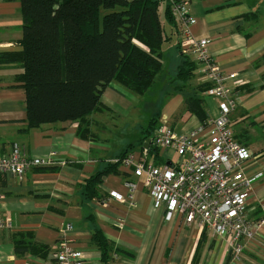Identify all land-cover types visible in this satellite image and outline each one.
Returning a JSON list of instances; mask_svg holds the SVG:
<instances>
[{
    "label": "crops",
    "instance_id": "obj_1",
    "mask_svg": "<svg viewBox=\"0 0 264 264\" xmlns=\"http://www.w3.org/2000/svg\"><path fill=\"white\" fill-rule=\"evenodd\" d=\"M176 1L186 2L189 17L196 20L189 26L192 36L208 39L209 53L222 71L236 74L228 86L240 101L230 125L235 138L251 153L245 175L253 182L248 219L255 222L264 215L260 207L264 204V0ZM167 3H162L163 15ZM162 24L171 36L162 49L163 68L173 65L170 83L174 87L157 113L158 126L186 135L201 126L194 139L209 143L213 129L187 112L184 104L188 94L207 83L193 55L180 52L182 28L166 20ZM22 25L20 0L0 2V54L22 51ZM184 60L194 69L187 83L178 77ZM23 74L18 65H0V158L19 146L29 158L52 164L28 171L22 181L11 174L0 176V221L10 225L0 233V264H40L39 260L55 264L54 254L64 241L83 252L86 264H105L93 241L98 231L110 244L106 264H236L226 239L211 237L179 215L166 221L165 208L156 207L144 178H136L133 168L120 162L131 154L139 162L147 153L142 145L145 127L139 125L141 116L136 111L142 96L111 84L102 94V111L89 117L91 139L79 137L76 122L45 124L26 132V91L19 80ZM207 91L199 95L208 120H214L220 101ZM157 155L159 163L152 155L148 161L162 165L176 158L172 151L158 150ZM99 174L98 195L86 199V181ZM128 180L137 185L132 203L112 199L111 193L130 194L125 186ZM242 243L245 264H264V230L256 239ZM34 245L44 247L47 255L16 249Z\"/></svg>",
    "mask_w": 264,
    "mask_h": 264
},
{
    "label": "trees",
    "instance_id": "obj_2",
    "mask_svg": "<svg viewBox=\"0 0 264 264\" xmlns=\"http://www.w3.org/2000/svg\"><path fill=\"white\" fill-rule=\"evenodd\" d=\"M237 1L228 0V3ZM163 2L20 0L22 51L0 54V65L15 64L24 69L19 80L26 91L25 131L45 124L76 122L79 137L91 139L89 117L102 111V94L111 84L137 96L145 95L163 70V46L171 42V36L165 34L160 20ZM164 17L167 24L176 27L168 3ZM183 63L178 77L187 83L192 79L194 69L189 60ZM208 88V84L201 86L184 100L186 111L202 124L208 121V114L199 92ZM158 125L159 119L155 117L143 131L142 139L143 149L155 157L156 163H159L158 149L151 143L146 148L145 141L151 139ZM155 162V165H161ZM101 176L86 181V199L92 200L98 195ZM93 241L106 264L110 244L100 231L94 234ZM16 249L47 255L41 245Z\"/></svg>",
    "mask_w": 264,
    "mask_h": 264
},
{
    "label": "built area",
    "instance_id": "obj_3",
    "mask_svg": "<svg viewBox=\"0 0 264 264\" xmlns=\"http://www.w3.org/2000/svg\"><path fill=\"white\" fill-rule=\"evenodd\" d=\"M5 0H0L3 2ZM176 26H180L182 40L180 52L196 59L201 77L209 85L208 95L220 101L219 114L214 120H208L204 126H210L212 133L209 143H199L194 139L201 127L189 135L179 134L169 126H159L151 144L158 150L172 151L176 158L162 165L148 161V152L136 162L128 155L120 162L133 168L136 178H144L156 207L165 208L166 221L176 215L186 224L196 225L208 232L211 237H222L232 253V260L241 264L244 244L258 237L264 230V215L255 222L248 219V199L252 191V179L245 175V167L251 159V153L234 136L230 125V116L239 105V94H232L228 82L236 74H226L209 53L208 39H197L190 33V27L196 24L186 10L187 3L168 0ZM51 160L31 159L19 146L0 158V176L11 174L20 181L28 171L51 165ZM130 194L123 197L111 193L112 199L132 203L137 189L135 181L125 182ZM261 209L264 212V204ZM10 225L0 221V233ZM55 264H86L83 252L72 248L67 241L61 242L54 254ZM40 264H45L39 260Z\"/></svg>",
    "mask_w": 264,
    "mask_h": 264
},
{
    "label": "rangeland",
    "instance_id": "obj_4",
    "mask_svg": "<svg viewBox=\"0 0 264 264\" xmlns=\"http://www.w3.org/2000/svg\"><path fill=\"white\" fill-rule=\"evenodd\" d=\"M164 8L165 4L162 5L161 12V20L165 23L163 15ZM172 67L173 65L170 67L164 66L162 72L158 75L160 79H156L154 86L147 92V94L141 97V106L136 108V111L140 112L139 115L141 116L138 121L139 125L145 127V129L148 127L150 121L157 117L158 111H161L163 105L169 99L170 94L166 93L171 92L174 87V82L170 83V79L173 78V75L170 76L172 74ZM157 129L158 126L155 128L154 133ZM261 252H263L261 255L264 256V250ZM241 264H245V261L242 260Z\"/></svg>",
    "mask_w": 264,
    "mask_h": 264
},
{
    "label": "water",
    "instance_id": "obj_5",
    "mask_svg": "<svg viewBox=\"0 0 264 264\" xmlns=\"http://www.w3.org/2000/svg\"><path fill=\"white\" fill-rule=\"evenodd\" d=\"M150 142H151V141L149 140V141L146 143V146H145L146 148H148V145H150Z\"/></svg>",
    "mask_w": 264,
    "mask_h": 264
}]
</instances>
